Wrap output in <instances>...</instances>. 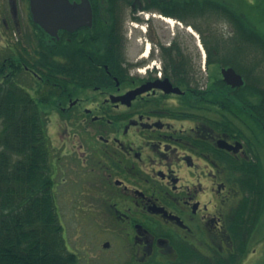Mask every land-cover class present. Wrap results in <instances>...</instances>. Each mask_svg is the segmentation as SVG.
I'll return each instance as SVG.
<instances>
[{
    "label": "flooded vegetation",
    "instance_id": "1",
    "mask_svg": "<svg viewBox=\"0 0 264 264\" xmlns=\"http://www.w3.org/2000/svg\"><path fill=\"white\" fill-rule=\"evenodd\" d=\"M89 1L91 24L53 35L30 0H0L2 81L45 101L53 177L65 165L73 182L95 181L79 206L92 214L84 239L66 235L68 250L77 264H229L245 244L252 257L264 215L263 33L236 8L246 29L221 35L215 19H227L209 4L172 15L179 32L157 36L146 0H133L141 29L127 42L128 4ZM229 67L240 88L223 77Z\"/></svg>",
    "mask_w": 264,
    "mask_h": 264
},
{
    "label": "trees",
    "instance_id": "2",
    "mask_svg": "<svg viewBox=\"0 0 264 264\" xmlns=\"http://www.w3.org/2000/svg\"><path fill=\"white\" fill-rule=\"evenodd\" d=\"M146 2L149 8L176 16L189 6L210 4L217 17L227 19L235 31L246 29L244 16L227 0ZM3 66L0 50V78ZM45 108V101L34 98L14 78L0 80V264L79 262L77 254L67 248L57 205ZM249 248L245 244L241 258L229 264L241 263Z\"/></svg>",
    "mask_w": 264,
    "mask_h": 264
},
{
    "label": "rangeland",
    "instance_id": "3",
    "mask_svg": "<svg viewBox=\"0 0 264 264\" xmlns=\"http://www.w3.org/2000/svg\"><path fill=\"white\" fill-rule=\"evenodd\" d=\"M230 1L235 8H237L239 11H244L247 13L250 23H253L258 26L261 33L264 34V0H227ZM1 5V2H0ZM131 6L128 5L126 7V15L125 18H123V28L127 42L129 40V36L126 34V31L128 30L127 25L129 21L131 20ZM147 24V23H146ZM156 24V34L157 36L162 35L163 33H166L167 35L173 34L174 31L179 32L176 26H173L175 28L169 27L168 24H166L163 20L158 19L155 21ZM214 27L216 31L221 32V35L229 34V32L233 31L234 28L232 24L228 23L227 21H224L223 19L217 18L214 23ZM3 31L2 26L0 24V33ZM132 42L137 47L138 44H136L134 39H131ZM130 41V40H129ZM1 80V78H0ZM65 170V172H62L60 168ZM59 167V174L56 176L55 179V191L57 192V205L60 210L61 220L64 224V233L68 235V238L70 239V242L78 243L81 242L82 239H84V232L86 230V225L89 224L88 218L92 216L90 213H85L86 211H83L79 209V206H88L90 203L87 202L86 195L90 192L89 184L90 182L93 184L94 179L91 177H87V182H73L68 176V167L65 165H62ZM66 177V180L63 179V177ZM63 179V180H62ZM65 180V181H64ZM77 209V216L75 215V211ZM259 229L256 231V234L254 235L255 238H259V242H262L260 245H258V250L255 252L252 257L248 256V259H244L239 264H264V215L263 218L260 220ZM247 261V262H246Z\"/></svg>",
    "mask_w": 264,
    "mask_h": 264
},
{
    "label": "water",
    "instance_id": "4",
    "mask_svg": "<svg viewBox=\"0 0 264 264\" xmlns=\"http://www.w3.org/2000/svg\"><path fill=\"white\" fill-rule=\"evenodd\" d=\"M34 19L45 30L58 35V29L91 24L92 7L89 0L74 3L71 0H30ZM225 79L233 86L243 84V78L233 68L223 69Z\"/></svg>",
    "mask_w": 264,
    "mask_h": 264
},
{
    "label": "bare ground",
    "instance_id": "5",
    "mask_svg": "<svg viewBox=\"0 0 264 264\" xmlns=\"http://www.w3.org/2000/svg\"><path fill=\"white\" fill-rule=\"evenodd\" d=\"M159 17L164 18V20H166L168 23H171L172 25L173 24H176V20L173 19V17L172 18H170V17H163L161 15H159Z\"/></svg>",
    "mask_w": 264,
    "mask_h": 264
}]
</instances>
